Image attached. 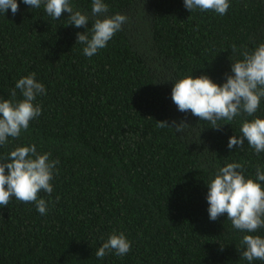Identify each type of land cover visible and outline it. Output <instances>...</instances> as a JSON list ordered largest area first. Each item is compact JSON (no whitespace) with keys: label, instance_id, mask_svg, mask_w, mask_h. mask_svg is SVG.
I'll return each instance as SVG.
<instances>
[{"label":"trees","instance_id":"1","mask_svg":"<svg viewBox=\"0 0 264 264\" xmlns=\"http://www.w3.org/2000/svg\"><path fill=\"white\" fill-rule=\"evenodd\" d=\"M103 2L107 16L128 22L91 58L76 44L86 28L69 25L68 13L54 20L43 4L31 9L21 0L15 15L0 13V99H13L16 82L31 73L46 89L34 101L41 115L0 146V162L30 145L59 161L52 193L39 194L46 215L14 198L0 207V264H249L240 257L248 233L226 214L210 221L206 196L213 173L228 163L242 164L246 179L264 171V152L246 140L227 148L244 120L264 119V98L253 117L220 120L216 130L179 112L171 89L188 76L226 82L242 51L264 43V0H229L223 16L189 12L183 0ZM70 3L89 17L90 29L92 0ZM173 120L190 127L157 126ZM114 232L131 250L97 259ZM253 235L264 238V229Z\"/></svg>","mask_w":264,"mask_h":264},{"label":"clouds","instance_id":"2","mask_svg":"<svg viewBox=\"0 0 264 264\" xmlns=\"http://www.w3.org/2000/svg\"><path fill=\"white\" fill-rule=\"evenodd\" d=\"M31 9H38L43 4L46 14L59 20L62 13H68L69 25L75 28H86L83 34L76 33V44H82L86 57L95 56L104 49L114 35L122 30L128 18L122 14L107 16L108 5L103 0H92L91 12L97 17L90 29L89 17L80 11H74L70 0H21ZM184 8L189 11H212L220 16L227 13L229 0H183ZM15 15L19 11L17 0H0V13L7 10ZM100 17H103L102 19ZM89 31L91 35H89ZM233 52L236 47L233 46ZM243 59L232 62L231 73L225 77L221 85L214 83L208 76L198 78L192 76L178 80L171 89V100L181 113H191L199 120L207 121L212 129L221 126L218 121L231 122L242 113L253 117L264 98V43L254 50H243ZM16 90L23 99L16 100ZM46 94L45 86L36 80L31 73L20 78L15 89L10 91L13 99H0V146L8 142V138L17 139L22 131H27L32 120L41 115L42 109L34 101ZM157 126L174 129L183 133L189 126L185 120L157 122ZM245 140L255 153L264 152V119L244 120L240 127V135L229 138L227 148H242ZM50 153L39 154L35 145L17 147L0 162V207H7L13 198L24 204H34L41 215L47 214L48 202L40 198L43 191L51 194L54 171L58 160L49 159ZM7 170V172H6ZM214 179L208 184L206 196L210 221H216L226 214L232 227L243 235L240 246L243 249L240 257L251 264L252 261H264V238L253 235L264 229V171L256 169L255 180L245 178L244 167L240 163H228L218 168ZM59 198L57 197V200ZM131 250V242L123 233L110 234L98 248L95 255L103 259L109 253L124 256Z\"/></svg>","mask_w":264,"mask_h":264}]
</instances>
